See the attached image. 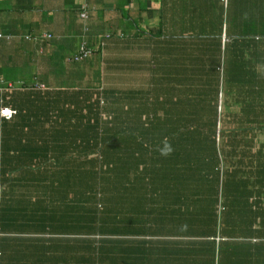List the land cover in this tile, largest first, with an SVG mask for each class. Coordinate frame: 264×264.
<instances>
[{
    "label": "crops",
    "instance_id": "1",
    "mask_svg": "<svg viewBox=\"0 0 264 264\" xmlns=\"http://www.w3.org/2000/svg\"><path fill=\"white\" fill-rule=\"evenodd\" d=\"M82 3L0 0V34L11 37L0 39V79L28 86L13 91V104L28 95L40 98L44 108L32 99L31 106L1 124L0 150L12 147L18 153L7 156L12 158L11 171H6V156L0 153V180L11 178L19 187L36 176L60 182L63 170L79 169L83 159L69 152L85 145L79 134H90L85 126L93 121L89 110L108 119L117 132L127 129L121 125L135 112L137 118L139 111H146V118L163 119L176 111L169 104L191 95L204 102L206 113L212 110V116L222 119L216 123L224 135L217 147L223 150L227 171L221 195L225 212L216 232L220 240L214 262L264 264V0H85L84 20L79 16ZM151 27L161 35H150ZM43 34L51 38L24 39ZM82 42L94 52L73 61ZM228 57L233 69L225 88L221 78ZM41 82L47 87L29 91ZM198 93L203 95L196 98ZM164 120L144 126V133L160 137L170 132ZM36 150L43 152L34 155ZM2 186L0 264H43L36 249L47 255L45 248L54 239L50 230L67 225L60 223L66 207H40L34 196L6 195ZM40 196L47 200L46 194ZM49 208L56 210L59 221L53 224L49 218L43 232V210ZM210 240L197 242L205 246ZM150 241L159 243L157 238ZM163 241L180 243L176 236ZM143 248L145 257L150 247L145 243ZM52 258L50 252L44 263L52 264ZM178 261L172 257L173 264Z\"/></svg>",
    "mask_w": 264,
    "mask_h": 264
},
{
    "label": "trees",
    "instance_id": "2",
    "mask_svg": "<svg viewBox=\"0 0 264 264\" xmlns=\"http://www.w3.org/2000/svg\"><path fill=\"white\" fill-rule=\"evenodd\" d=\"M151 28L150 35H161L159 29ZM202 95L198 93L196 98ZM26 96L13 104L0 93V106L10 105L17 113L27 109L25 106L33 99L31 103L42 108L40 98ZM179 102L185 108L179 111L178 102L169 104L176 111L164 114L163 119L146 118V111H139L137 118L135 112V117L121 125L127 129L119 128L117 132L111 130L108 119L103 121L97 111L89 110L88 119L93 121L85 126H90V134H79L85 145L78 150L70 148L69 152L83 159L79 169L63 170L60 182L54 177L50 181L49 177L36 176L19 187L11 178L0 180L6 195L34 196L41 202L40 207H66L60 223L67 225L50 230L54 239L45 248L47 255H53L52 264H173L172 257H179L175 264H215L214 253L219 252L220 240L216 232L220 233L225 212L221 195L227 173L217 141L221 142L224 135L222 128H217L218 119L212 116V110L205 117L200 98L185 95ZM163 120L164 126L174 132L160 137L144 133V126H155ZM4 122L0 118V126ZM149 139L154 143L148 144ZM10 148L0 150L6 156V171L13 170L12 158L7 156L18 153ZM36 151L34 155L43 152L35 154ZM41 194H46L48 201ZM4 197L1 191L0 205ZM55 209L43 210V232L48 230L49 218L53 224L59 221ZM173 236L180 239L178 246L163 241ZM205 237L212 239L210 244L199 246L197 239ZM153 238L158 239L157 245L150 241ZM145 243L150 252L144 257ZM36 254L45 264L44 249H36Z\"/></svg>",
    "mask_w": 264,
    "mask_h": 264
},
{
    "label": "built area",
    "instance_id": "3",
    "mask_svg": "<svg viewBox=\"0 0 264 264\" xmlns=\"http://www.w3.org/2000/svg\"><path fill=\"white\" fill-rule=\"evenodd\" d=\"M82 2L83 3L81 6V11H80L79 16L81 19L84 20L86 18V14H87V12H86L87 7L85 4V0H82ZM106 37H109V35H107ZM1 38H4L7 41H9L11 39V37H9V36L3 37L0 34V39ZM49 38H51V35H49V34H43V35H40V37H38V36L33 37L30 35H27L24 37L25 40H37V39H49ZM93 52H94V50L92 48L88 47L84 42H82L78 45L77 50L72 57V60L73 61H81V60L91 56L93 54ZM2 87L8 89L10 87V85H8V83H6L2 79H0V93H1ZM32 88L34 90H42L45 88V86L43 84L36 83L35 85H33ZM15 115H16V111L14 109H12L11 107L6 106V105L0 106V118H2L3 120L9 121V120L13 119V117Z\"/></svg>",
    "mask_w": 264,
    "mask_h": 264
},
{
    "label": "rangeland",
    "instance_id": "4",
    "mask_svg": "<svg viewBox=\"0 0 264 264\" xmlns=\"http://www.w3.org/2000/svg\"><path fill=\"white\" fill-rule=\"evenodd\" d=\"M223 63H224V66H225V73H223V76H222V78H221V85L224 87L225 86V88L228 86V84H229V81H230V77L229 76H231V74H232V72H230V71H232V69H233V64H232V62H231V59L228 57L227 58V60H224L223 59ZM229 72V73H228ZM37 82H40V81H37ZM42 83V82H41ZM43 85H44V83H42ZM8 85H10V87L8 88V89H6V88H4V87H2V89H1V93H2V95L4 96L5 95V93H6V98L7 99H9V97H11V96H13V94H14V90H17V88H22V89H28V87L27 88H24V87H22L21 85H19L18 83H16V84H11V83H8ZM45 86V88L47 87L46 85H44ZM231 88V87H230ZM229 88V89H230ZM25 91V90H24ZM28 91V90H27ZM29 91H31L32 93H36V90H34V91H32V90H30L29 89ZM8 96V97H7ZM177 105V109L180 111V110H183L185 107L183 106V105H181V103L178 101V103L176 104ZM179 111H177L178 113H179ZM221 112H222V108H221ZM182 115V114H181ZM102 117V116H101ZM179 117V116H178ZM219 119V118H218ZM220 120V123L222 122V119L220 118L219 119ZM223 125V124H222ZM219 127L221 128V126H220V124H217V128L219 129ZM219 137V136H218ZM218 137L216 136V139L218 140ZM216 140V141H217ZM220 140V139H219ZM232 141V140H231ZM217 143H220V142H218L217 141ZM235 144V143H234ZM223 157V156H222ZM36 165H38V167H40V166H42L43 165V163H40V162H37V164ZM226 184V183H225ZM3 190V186L0 184V192ZM217 240H219L218 238H217Z\"/></svg>",
    "mask_w": 264,
    "mask_h": 264
}]
</instances>
